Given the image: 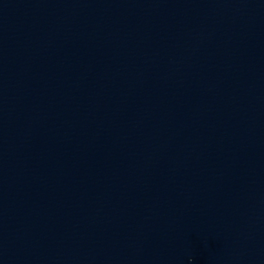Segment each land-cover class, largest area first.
Segmentation results:
<instances>
[{"label": "water", "instance_id": "1", "mask_svg": "<svg viewBox=\"0 0 264 264\" xmlns=\"http://www.w3.org/2000/svg\"><path fill=\"white\" fill-rule=\"evenodd\" d=\"M0 264H264V0L0 16Z\"/></svg>", "mask_w": 264, "mask_h": 264}]
</instances>
